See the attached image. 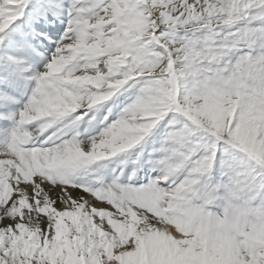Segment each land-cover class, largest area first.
I'll return each instance as SVG.
<instances>
[{
	"label": "snow or ice",
	"instance_id": "6c2138e0",
	"mask_svg": "<svg viewBox=\"0 0 264 264\" xmlns=\"http://www.w3.org/2000/svg\"><path fill=\"white\" fill-rule=\"evenodd\" d=\"M0 264H264V0H0Z\"/></svg>",
	"mask_w": 264,
	"mask_h": 264
}]
</instances>
